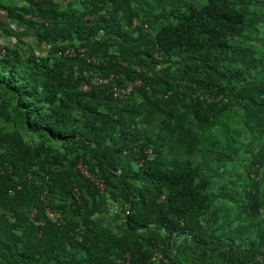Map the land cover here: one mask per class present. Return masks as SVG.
I'll return each mask as SVG.
<instances>
[{"label":"trees","instance_id":"1","mask_svg":"<svg viewBox=\"0 0 264 264\" xmlns=\"http://www.w3.org/2000/svg\"><path fill=\"white\" fill-rule=\"evenodd\" d=\"M23 1L0 116L39 141L0 127V264H264V0Z\"/></svg>","mask_w":264,"mask_h":264},{"label":"rangeland","instance_id":"2","mask_svg":"<svg viewBox=\"0 0 264 264\" xmlns=\"http://www.w3.org/2000/svg\"><path fill=\"white\" fill-rule=\"evenodd\" d=\"M67 1L72 2L73 6H72V8H70V7H68V4H67L64 8H62V13L63 14L60 15L63 18L62 22H64L67 18H69L71 10H74L76 12V16H78V17L81 16L83 14V12L85 11L86 6L88 4V3H85V5H82L80 2L78 3L77 0H67ZM189 1H191L196 6H200L201 3H202V0H189ZM101 4H102V0H97V5H101ZM100 8H101V11L105 10V5H103V6L101 5ZM84 15H86V13ZM133 24L134 25H139L140 24L139 17H138V19H134ZM152 34H154V32ZM248 38H249L250 42H252V43L254 42L255 44H257V47H256V50H257V53H258L257 58L260 61L259 68L261 69L260 70L261 73H264V29H261L260 33L259 32L258 33H249L248 34ZM10 45H13L12 40L8 36L0 34V47L4 50L5 46H10ZM20 48H21L20 49L21 51L25 52V55H24L25 57L27 55H30V53H33V48H35L36 50H38L41 53L44 52V51L40 50L42 48L36 47L34 45H30L29 43H25L24 45L21 44ZM20 66H21L20 68H24V69L30 70L25 64H23L22 60H21ZM135 68L137 70L141 69V67L136 66V65H135ZM9 97H10L9 94L3 92V90L0 88V106H1L2 103H5L9 99ZM0 127H2L4 132H11L14 129H19V131L21 132L23 137L26 140H28L29 142H38L39 141V138H37V137L33 138V140L31 141L30 136L26 135L25 131L20 128V123H19V121L16 120L15 117H11V118H8L7 120H5V119L2 118V116H0ZM0 150H1V147H0ZM206 158L207 159H213V158L214 159H218V156L215 153H209L206 156ZM223 161L222 162L218 161L217 162V166H222L221 170L223 169V167L226 168V169H229L230 166L228 165V163L226 164ZM78 166H79V163L77 165V168H78ZM86 171H87V169H86ZM87 173L90 174L88 171H87ZM230 173L232 174V172H230ZM227 176H228L227 174L226 175L225 174H221L219 177H217V179L219 181H222L224 178H227ZM94 179H95V181L98 180V179H96L95 176H94ZM120 211H121V206H117L116 207L115 205H112L111 206V210L109 211V213L110 214H121Z\"/></svg>","mask_w":264,"mask_h":264},{"label":"built area","instance_id":"3","mask_svg":"<svg viewBox=\"0 0 264 264\" xmlns=\"http://www.w3.org/2000/svg\"><path fill=\"white\" fill-rule=\"evenodd\" d=\"M54 1L61 4L60 0H54ZM3 15H6V11L0 7V16H3ZM144 27H146V25H144ZM79 51H82V49H80ZM59 54H62V52H59ZM63 54L75 55L76 52L74 51L73 48L68 47L64 50ZM92 81H93V83H101V82H106L107 79L106 78H100V77L96 76L95 78L92 79ZM134 84H139V81L138 80L133 81V82L125 81L122 86L113 85L112 86L113 95L115 97H124L125 95H127L130 92V90ZM83 88L84 89L87 88V84L83 85ZM78 168L84 173V175H86L87 177H90L92 180H94V182L103 191L104 185L100 179L96 178L98 180L95 181L94 176L87 173L85 166L81 162H79ZM46 213L50 218L55 219L57 217V215L52 214L48 209L46 210ZM37 223H39V222H37ZM157 256H159V255H157ZM118 262H119V264H131L128 255H126V257L124 259H120Z\"/></svg>","mask_w":264,"mask_h":264},{"label":"crops","instance_id":"4","mask_svg":"<svg viewBox=\"0 0 264 264\" xmlns=\"http://www.w3.org/2000/svg\"><path fill=\"white\" fill-rule=\"evenodd\" d=\"M2 1L4 4L9 5L11 7H20V6L25 5V2L23 0H2ZM60 2H61V4H60L61 8H64L69 3V1H67V0H60ZM9 24H10V27L12 29L18 28V26L16 24H14L13 21H11ZM0 34L6 35L4 33H1V31H0ZM6 36H8L12 40L13 44L16 42V38L13 35H6ZM23 39H24L25 43H29L30 45H35L33 38L24 37ZM44 47L48 48V47H50V44L47 43V44H45ZM40 48H42V47H40ZM40 50H43V48Z\"/></svg>","mask_w":264,"mask_h":264}]
</instances>
